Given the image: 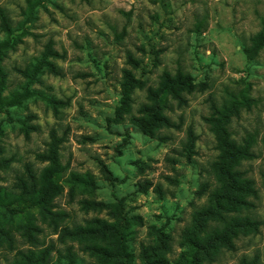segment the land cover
Segmentation results:
<instances>
[{"label": "rangeland", "instance_id": "obj_1", "mask_svg": "<svg viewBox=\"0 0 264 264\" xmlns=\"http://www.w3.org/2000/svg\"><path fill=\"white\" fill-rule=\"evenodd\" d=\"M35 1V0H32ZM32 18L26 0H0V10L20 36L2 66L3 96L25 82L13 67L45 58L39 92L0 113V187L14 193L30 165L40 176L50 163L37 154L55 146L63 167L52 206L13 202L0 207V264H183L190 259L183 233L195 212L208 205L219 185L215 139L205 120L212 104L251 99L228 126L241 142L253 136L254 157L238 169L252 181L251 206L232 215L250 220L234 248H220L198 264H264V0H41ZM4 33L0 30V39ZM129 56L135 61H130ZM143 81L124 120H116L123 70ZM192 76L202 90L170 99L163 113L177 127L144 134L131 120L157 88L163 72ZM199 88V87H198ZM190 132L192 136H190ZM85 181L74 182L72 177ZM202 188V193L200 190ZM89 202L108 204L93 207ZM138 216L126 229L129 259L117 254V239L94 231L96 221H114L110 210ZM95 221V222H94ZM84 229L76 235L71 230ZM30 230V231H29ZM107 253L91 248L92 245ZM31 259L28 260L27 257Z\"/></svg>", "mask_w": 264, "mask_h": 264}, {"label": "trees", "instance_id": "obj_2", "mask_svg": "<svg viewBox=\"0 0 264 264\" xmlns=\"http://www.w3.org/2000/svg\"><path fill=\"white\" fill-rule=\"evenodd\" d=\"M28 4L25 15L32 18L36 1L26 0ZM0 30L4 33L3 39H0V113L8 106H19L22 102L33 95L38 94L37 89H33V85L40 84V71L44 66L49 72L58 75L60 72L56 65L45 58H37L34 62L26 67H13L14 72L24 78L20 91L11 94L10 98L3 96L7 88L8 73L4 70L2 63L9 51L16 49L17 45L22 41L20 36L16 34V30L10 25L7 16L3 10H0ZM255 48L262 46L264 41V32H260L253 39ZM129 60L135 61L129 56ZM143 87V81L136 78L130 70L124 69L121 83V97L119 105L116 108V120L121 122L124 120L125 114L129 113L133 102L132 94L135 89ZM199 87V88H198ZM202 90L203 85L197 86L192 76L177 70L171 74L167 71L161 75V81L157 88H147V103L142 104L138 110V116H132L131 120L138 128L150 137H156V130L160 128L177 127L163 111L169 107V100L177 101L179 106L187 103L183 94H191L195 90ZM252 100L242 97L239 100L232 97L228 104L217 107L212 104V114L205 120L210 125L211 131L215 139V149L217 150L216 160L214 162V170L219 185L210 194L207 206L197 210L193 216L192 224L187 227L183 233L184 244L189 246L191 258H185L183 264H198L200 259L212 256L220 248L233 249V240L238 236L239 229L243 226L250 225V220L245 218L244 221H238L236 216L232 214L240 209L251 206L248 197L256 195V191L252 186V181L244 178V174L238 169L239 164L244 160L254 157L252 151L253 136L248 134L241 142L236 141L231 136L228 128L231 119L239 116L241 107H248ZM190 136L192 133L190 132ZM193 138V136L191 137ZM3 149L0 145V153ZM37 159L49 162L50 164L44 168L40 176H38L32 167L28 164L25 167L26 176H18L14 184L17 190L14 193L7 192L5 188L0 187V207L13 202H22L26 206L38 205L43 207H51L52 199L60 193V186L56 181L63 167L58 158L55 146H52L48 152L37 154ZM10 160L0 158V170L5 169L9 165ZM74 182H83V177H72ZM202 188L200 190V193ZM93 207L100 209L109 208L108 204L100 202H89ZM110 212L114 221L109 224H100L97 220L94 231L101 234H109L112 238L117 239V254L122 258L129 259L126 252V229L135 220L140 219L138 216H127L123 214L121 204L115 205ZM30 231V230H29ZM71 233L80 235L85 233L84 229L76 228ZM91 248L107 253L104 249L96 244ZM31 259L30 256L27 257Z\"/></svg>", "mask_w": 264, "mask_h": 264}]
</instances>
